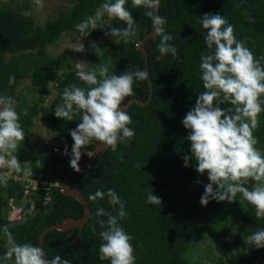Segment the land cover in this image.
<instances>
[{
    "label": "trees",
    "instance_id": "trees-1",
    "mask_svg": "<svg viewBox=\"0 0 264 264\" xmlns=\"http://www.w3.org/2000/svg\"><path fill=\"white\" fill-rule=\"evenodd\" d=\"M66 1L73 4L72 7L60 13L55 20L46 22L44 27L36 25L31 17L20 14L9 5L0 7V95L18 100L17 87L24 79H29L30 85L39 91L38 101L49 95L51 87L57 92L48 109L39 116L41 125L55 134L54 144L41 154L29 143L32 120L39 112L38 102H35L28 105L25 112L19 107L16 109L25 138L14 155L22 168L30 169L31 179L57 182L60 186L50 189L51 201L46 212L36 210L34 215H26L24 221L15 220V224H10L3 192L6 191L11 199H20L23 189L21 183L13 182L11 178H7L6 186L0 185V256L9 247L4 226H7L15 243L37 246L38 236L44 228L65 220L75 221L84 215L83 206L60 191L63 178L71 168L70 155H65L64 149L67 146L71 153L74 141L70 130L81 122L82 113L74 111L72 120H67L57 118L54 109L62 103L65 87L73 83L85 89L90 86L82 82L75 72L59 73L51 65L46 48L63 34L79 32L76 25L94 16L106 0ZM125 7L137 29L134 39L106 35L110 28L126 27L125 22L107 14L97 22V29L88 35L94 39L106 37L113 40L93 44L90 48V57L107 65L109 74L145 70V59L138 46L146 34L154 32L152 21L145 14L147 9L133 7L132 0H127ZM205 13H218L225 17L234 26L237 40L243 41L264 66V0H160L158 15L167 21L165 32L172 36L169 43L177 48V55L161 56L157 36L144 43L148 79L135 80L132 94L122 101V105L133 99L146 102L151 82L150 101L144 106L133 104L127 109L132 119L128 127L134 130L135 135L130 140L118 142L115 151L108 147L99 152L88 167L71 174L68 184L77 189L86 201L90 216L76 242L72 241L77 237V228L48 232L43 241L47 259L59 255L71 264H110L109 260L99 258V247L103 243L99 233L107 230L108 216L97 217L96 212L102 208L118 216L119 205H111L107 195L95 201L89 200V195L97 190L107 193L108 189H114L125 204L127 215L118 223L132 237L130 242L135 264H203L196 258L195 249L207 237L213 239L215 250L222 256L218 258V264H264V248L252 246L241 250L252 234L264 229V215L258 216L255 206L241 193H237L232 202L210 200L202 206L200 198L204 186L209 183L207 173L200 174L195 170L194 158L184 166L183 157L190 156L191 151L190 141L186 139L190 130L184 128L182 121L199 94L205 91L200 58L214 51V48H207L204 41L207 30L199 22ZM10 76L15 78L11 85ZM261 101L264 107V96H261ZM219 106L225 109L232 107L227 102ZM257 119L253 135L257 149L264 154V111ZM100 143L94 141L82 148L84 155L79 163L86 162L87 154ZM53 147L58 148L60 155L53 153ZM8 170L10 166L0 165V174ZM14 173L21 176L24 172L14 170ZM256 183L249 179L244 186L252 190ZM149 193L158 196L161 205L147 203ZM233 217H238L239 222L229 243L225 237ZM99 220L105 221L103 228Z\"/></svg>",
    "mask_w": 264,
    "mask_h": 264
},
{
    "label": "clouds",
    "instance_id": "clouds-1",
    "mask_svg": "<svg viewBox=\"0 0 264 264\" xmlns=\"http://www.w3.org/2000/svg\"><path fill=\"white\" fill-rule=\"evenodd\" d=\"M126 3L127 0H106L94 16L87 17L76 28L86 37L97 29V22L102 21L107 14L108 17L125 22L126 27L110 28L106 35L124 40L134 39L137 29L131 13L125 7ZM159 4L160 0H132L133 7L147 9L145 14L152 21L154 34L159 37L157 48L161 56L171 54L175 57L177 48L169 43L172 36L165 32L164 25L167 21L156 14ZM199 22L207 30L204 36L207 48H214V51L200 58L199 67L205 91L199 94L182 121L184 128L190 130L186 139L190 141L191 151L190 156L183 157L184 166H188L189 161L194 158L195 170L200 174L207 173L209 183L204 186L205 190L200 198L202 206H206L210 200L232 202L237 193H241L245 200L255 206L258 216L264 215V183H260L264 181V154L257 149V140L253 135V129L258 125L257 117L264 111L261 101V96H264V66L243 41L237 40L234 26L225 17L218 13H205ZM76 51H85L82 42ZM76 68L78 78L90 87L85 89L75 83L65 87L62 103L56 106L54 114L57 118L72 120L74 111L82 113L81 122L70 130L74 141L71 153L67 146L64 149V154L70 155L71 168L80 172L79 162L84 155L81 149L89 143L99 141L115 151L118 142L134 137V130L128 127L132 119L122 108V101L132 94L134 81L148 79L149 73L138 69L126 70L120 75L109 74V68L105 64L99 65L98 69L85 71L79 62L76 63ZM14 82L15 78L10 76L9 84ZM225 102L232 107L225 109L219 106ZM14 103L13 97L0 95V165L7 162L13 168L0 174V185L4 186L7 185V178L19 182L14 181L12 176L22 177L23 174L30 173L29 168L21 167L14 155L25 138ZM52 151L60 155L57 147H53ZM6 157L11 159L6 161ZM14 170L24 173L18 176ZM249 179L257 182L252 190L244 186ZM38 182L52 185L50 189L60 187L57 182ZM50 189L40 190L35 195L41 198L40 201L29 200L23 205L21 200L26 197L23 195L17 199L20 213L17 220L24 221L26 215H34L31 212L36 210L46 212V206L51 201ZM62 189L63 186L60 188L61 192ZM105 195L111 205H119V211L118 216L102 208L96 212L97 217L108 216L107 230L99 233L103 241L99 247V258L109 260L110 264H135L134 249L130 242L132 237L118 223V220H123L127 215L124 202L114 189H108L107 193L97 190L95 194L89 195V200L103 199ZM45 197L46 202L43 200ZM147 203L161 205L162 201L149 193ZM9 209H15L14 205H9ZM98 222L103 228L105 221ZM3 231L9 237V247L0 256V264H71L68 260H62L59 255L51 260L47 259L42 247L15 243L7 226L3 227ZM249 239L252 246L264 248V229L252 234Z\"/></svg>",
    "mask_w": 264,
    "mask_h": 264
},
{
    "label": "rangeland",
    "instance_id": "rangeland-1",
    "mask_svg": "<svg viewBox=\"0 0 264 264\" xmlns=\"http://www.w3.org/2000/svg\"><path fill=\"white\" fill-rule=\"evenodd\" d=\"M5 5L11 6L13 9L18 11L20 14L31 17L35 24L44 27L46 22L55 20L60 13L68 11L73 4H70L66 0H0V7ZM112 39L106 37L90 38L88 36L83 37L80 32H69L63 34L61 38L54 44L49 45L46 48V53L48 54L51 65L59 72H75L76 63L79 62L84 66V70L98 69L99 63L95 62L93 57H90V48L93 44L111 42ZM83 43L85 51L77 52V48L80 43ZM17 93L20 95L18 100H14V108L17 107L22 112L28 105L38 102L39 112L38 116L32 120V127L30 129V141L31 145H34L41 154H45L49 146L55 142V134L50 132L44 126L41 125L39 121V116L48 109L49 103L57 96V92L51 87V91L48 96H46L42 101H38L39 91L30 85L29 79H24L17 87ZM262 152V150H260ZM11 157H6V161L10 160ZM5 165H8L5 162ZM9 166V165H8ZM10 169H13L10 167ZM15 178H17L15 176ZM257 184V183H256ZM255 184V185H256ZM6 191L3 192L4 207L9 208V205H14L15 209H8V223L15 224L14 221L20 216L17 203V199L10 200L7 197ZM29 200H38L41 198L37 196H31L30 198H23L21 200L24 205ZM35 211L31 212L34 214ZM239 222L238 217H233L230 220L229 231L225 237V241L231 242L234 238V230L236 224ZM252 247L251 241L247 242L243 250H247ZM196 258L203 264H218V258L221 256L215 250V244L213 239L207 237L202 243H200L195 249ZM222 257V256H221Z\"/></svg>",
    "mask_w": 264,
    "mask_h": 264
},
{
    "label": "water",
    "instance_id": "water-1",
    "mask_svg": "<svg viewBox=\"0 0 264 264\" xmlns=\"http://www.w3.org/2000/svg\"><path fill=\"white\" fill-rule=\"evenodd\" d=\"M158 14V11L157 13ZM150 38H153L155 39L156 38V35L154 34V32H151V33H148L146 34L141 43H140V46L138 48V51L142 53L143 57H144V69L147 71V68H146V65H147V54H146V51L144 49V43L146 42V40L150 39ZM149 87H150V92H149V96H148V99L146 100V102H142L141 100H138V99H133V100H129L127 103L123 104L122 105V108L124 110L127 111V109L133 105V104H137L139 106H144L146 105L150 99H151V95H152V85H151V82L149 81ZM108 147L106 145H102V144H99L96 146V148L91 152V153H88V159L86 162L84 163H79V167L80 169H83V168H86L88 167L94 157L99 153V152H103L104 150H106ZM75 172L74 169L70 168L67 172V174L64 176V179H63V182H62V186H63V189H62V193L66 196H70L72 198H74L75 200H77L84 208V215L82 218L78 219V220H75V221H71V220H65L64 222L62 223H59V224H54V225H51L49 227H46L44 228L39 236H38V240H37V246L39 247H42L43 248V241H44V237L45 235L50 232V231H68V230H71L73 228H77L78 229V234H77V237L74 241L72 242H76L77 239L80 237V233H81V229L82 227L84 226V224L87 222L89 216H90V210H89V207L86 203V201L83 199V197L80 195V193L78 192L77 189L71 187L69 184H68V179L69 177L71 176V174ZM66 238H68V235L66 236Z\"/></svg>",
    "mask_w": 264,
    "mask_h": 264
},
{
    "label": "built area",
    "instance_id": "built-area-1",
    "mask_svg": "<svg viewBox=\"0 0 264 264\" xmlns=\"http://www.w3.org/2000/svg\"><path fill=\"white\" fill-rule=\"evenodd\" d=\"M54 151L58 153L57 149H54ZM12 178L14 181H19L21 183V187L23 189V195L25 197L35 196L36 194H38L40 190L49 191L50 187L52 186L46 182H38L31 179L30 174L27 175L23 174L22 177H17V178H15V176L13 175ZM43 200L44 202H46L47 197H45Z\"/></svg>",
    "mask_w": 264,
    "mask_h": 264
}]
</instances>
